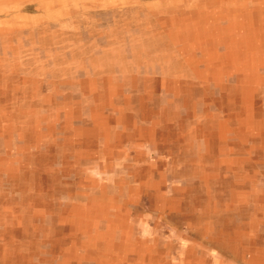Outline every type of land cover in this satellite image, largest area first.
Listing matches in <instances>:
<instances>
[{
  "label": "rangeland",
  "instance_id": "374dc122",
  "mask_svg": "<svg viewBox=\"0 0 264 264\" xmlns=\"http://www.w3.org/2000/svg\"><path fill=\"white\" fill-rule=\"evenodd\" d=\"M0 264H264V0H0Z\"/></svg>",
  "mask_w": 264,
  "mask_h": 264
}]
</instances>
